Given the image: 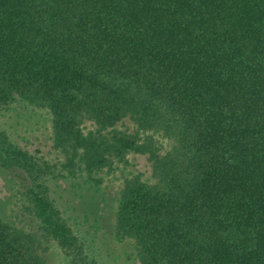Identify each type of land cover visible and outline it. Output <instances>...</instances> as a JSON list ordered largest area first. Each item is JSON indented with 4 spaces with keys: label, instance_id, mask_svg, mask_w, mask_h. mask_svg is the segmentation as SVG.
Instances as JSON below:
<instances>
[{
    "label": "trees",
    "instance_id": "16d2710c",
    "mask_svg": "<svg viewBox=\"0 0 264 264\" xmlns=\"http://www.w3.org/2000/svg\"><path fill=\"white\" fill-rule=\"evenodd\" d=\"M6 107L44 111L50 140L0 130L36 223L0 216V264H46L49 242L100 264L50 184L97 189L127 156L147 170L122 178L113 234L136 264H264V0H0Z\"/></svg>",
    "mask_w": 264,
    "mask_h": 264
},
{
    "label": "rangeland",
    "instance_id": "374dc122",
    "mask_svg": "<svg viewBox=\"0 0 264 264\" xmlns=\"http://www.w3.org/2000/svg\"><path fill=\"white\" fill-rule=\"evenodd\" d=\"M126 122L118 123L116 129L129 128ZM83 131L91 129L85 123ZM0 130L14 142L27 141L33 148L45 151L50 140V125L47 114L42 110L6 107L0 111ZM125 163L118 164L113 171L102 175L97 189H76L74 181L52 182L50 195L61 215L78 226L85 239L91 244L100 264H136L129 240H118L113 234V212L115 193L127 173L145 172L146 162L141 156H127ZM0 216L6 221H15L18 227L35 230L36 223L22 212L12 181L0 170ZM20 220V222H18ZM46 264H67L53 242L47 244Z\"/></svg>",
    "mask_w": 264,
    "mask_h": 264
}]
</instances>
